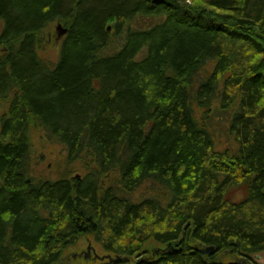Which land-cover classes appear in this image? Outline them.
I'll list each match as a JSON object with an SVG mask.
<instances>
[{
	"label": "trees",
	"instance_id": "1",
	"mask_svg": "<svg viewBox=\"0 0 264 264\" xmlns=\"http://www.w3.org/2000/svg\"><path fill=\"white\" fill-rule=\"evenodd\" d=\"M0 23V264L84 239L114 264H258L264 0H0ZM34 126L85 175L35 179Z\"/></svg>",
	"mask_w": 264,
	"mask_h": 264
},
{
	"label": "rangeland",
	"instance_id": "2",
	"mask_svg": "<svg viewBox=\"0 0 264 264\" xmlns=\"http://www.w3.org/2000/svg\"><path fill=\"white\" fill-rule=\"evenodd\" d=\"M143 20L141 21V23ZM62 25L63 28L65 26L61 24L59 21L51 24L41 35L43 43L40 48L39 54L41 58L49 63L50 65H54L60 55L61 44L64 41L65 36L58 37L57 27ZM3 31V24L0 23V36ZM3 48L0 47V50ZM32 140V176L38 180H57L60 178H71L74 179L76 177H81L85 175L86 170L85 166L80 163H70L67 159L66 149L61 146L55 144L51 139H49L45 133L34 126L32 128L31 133ZM223 142L220 140L219 143ZM149 191L146 186L141 187L135 193V197H140L143 195H147ZM243 194L241 190H236L231 194V198L234 201H239L242 199ZM148 249L152 251H157L162 249V247L157 246L151 243L148 246ZM83 253L88 256H93L95 254L101 256L102 254L96 250L94 245L91 242H87V239L81 240L78 244V247L72 248L67 256L68 264H81L85 259L83 258ZM76 257V258H75ZM103 257V256H102ZM260 259H254L258 264H264V253L258 255ZM92 258H88L87 260H91ZM89 264H94V262H90ZM96 264V263H95ZM102 264V262L97 263Z\"/></svg>",
	"mask_w": 264,
	"mask_h": 264
},
{
	"label": "flooded vegetation",
	"instance_id": "3",
	"mask_svg": "<svg viewBox=\"0 0 264 264\" xmlns=\"http://www.w3.org/2000/svg\"><path fill=\"white\" fill-rule=\"evenodd\" d=\"M160 251H161V249L160 250H157V251H155L156 253V255L160 258ZM83 258L85 259V263L84 264H89L90 262H94V264L96 263H100V262H102V264H114L115 262H114V259L112 258V257H110V256H99V255H97V254H95V255H93L92 257L91 256H88L87 257V254L85 255L84 253H83ZM76 258V257H75ZM88 258H92L91 260H87ZM256 258V260H258V256H255L254 257V259ZM260 259V258H259Z\"/></svg>",
	"mask_w": 264,
	"mask_h": 264
},
{
	"label": "water",
	"instance_id": "4",
	"mask_svg": "<svg viewBox=\"0 0 264 264\" xmlns=\"http://www.w3.org/2000/svg\"><path fill=\"white\" fill-rule=\"evenodd\" d=\"M110 27L108 28V30L110 31ZM67 29L63 28L62 25H59L57 27V32H58V37H63L67 34ZM216 252V249L214 247H209V248H206V249H202L201 250V253L204 255V256H212L213 254H215ZM260 257H258L259 259Z\"/></svg>",
	"mask_w": 264,
	"mask_h": 264
}]
</instances>
